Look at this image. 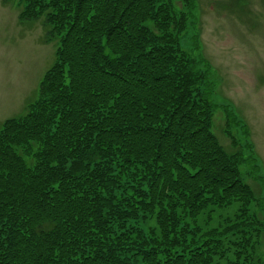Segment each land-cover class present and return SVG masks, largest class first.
Here are the masks:
<instances>
[{
	"label": "trees",
	"instance_id": "1",
	"mask_svg": "<svg viewBox=\"0 0 264 264\" xmlns=\"http://www.w3.org/2000/svg\"><path fill=\"white\" fill-rule=\"evenodd\" d=\"M174 1L22 0L18 20L43 18L58 44L35 99L0 125V264H252L253 192L211 131L194 71L210 63L183 47ZM234 202L203 230L204 210Z\"/></svg>",
	"mask_w": 264,
	"mask_h": 264
},
{
	"label": "rangeland",
	"instance_id": "2",
	"mask_svg": "<svg viewBox=\"0 0 264 264\" xmlns=\"http://www.w3.org/2000/svg\"><path fill=\"white\" fill-rule=\"evenodd\" d=\"M186 30L182 45L203 72L216 108L211 131L229 154L235 155L243 181L253 192L249 214L255 217L256 254L250 262H264V0H186ZM22 0H0V125L24 112L35 99L40 78L54 59L58 38H51L43 18L20 22ZM176 12L183 8L174 1ZM150 24V23H148ZM200 42L197 55L193 37ZM206 87V86H205ZM236 112L235 123L227 122L223 105ZM228 107V105H227ZM229 108V107H228ZM239 203L212 206L199 215V224L219 228L238 214ZM252 220V219H251ZM144 221V222H143ZM147 229V217L132 222ZM158 233V230H155ZM231 259L232 256L229 255Z\"/></svg>",
	"mask_w": 264,
	"mask_h": 264
}]
</instances>
